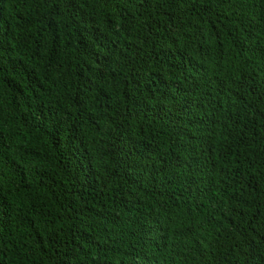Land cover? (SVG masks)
Wrapping results in <instances>:
<instances>
[{
  "label": "trees",
  "instance_id": "16d2710c",
  "mask_svg": "<svg viewBox=\"0 0 264 264\" xmlns=\"http://www.w3.org/2000/svg\"><path fill=\"white\" fill-rule=\"evenodd\" d=\"M0 264H264V0H0Z\"/></svg>",
  "mask_w": 264,
  "mask_h": 264
}]
</instances>
